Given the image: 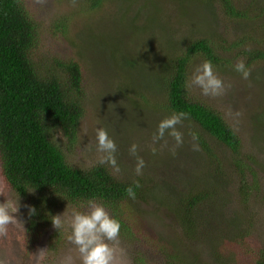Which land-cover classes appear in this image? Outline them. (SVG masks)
<instances>
[{
	"label": "trees",
	"instance_id": "obj_1",
	"mask_svg": "<svg viewBox=\"0 0 264 264\" xmlns=\"http://www.w3.org/2000/svg\"><path fill=\"white\" fill-rule=\"evenodd\" d=\"M106 1L78 0L74 12L79 18L87 20L89 16L94 22V16ZM115 1L119 4L120 13L127 12L130 5H136L135 12L144 14L143 11L152 6L151 0ZM242 1L214 0L213 4L220 5L225 13L235 17L236 22L260 18L262 10L264 12V2L260 4V0H257L256 6L240 9L238 4ZM191 6L195 8L193 4ZM153 13L156 15L154 21L162 20L160 10ZM57 15L60 22L52 23L54 30H60L65 23V18ZM199 21L200 18L194 15L187 16L182 23L191 34L180 27L181 37L178 40L167 35V39L158 46H146L136 55L139 60L133 51L130 54L128 50L126 54L118 48L123 43L132 44L131 40L125 39L127 28L122 22L111 29L109 44L100 26H97V30H90V35L99 45L95 46L97 51L104 46L108 49L114 43L111 54L118 57L121 68H126L124 79L127 78L124 83L122 80L120 88L117 87L118 93H127L130 99L138 95L137 87L130 89L129 84L135 74L140 76V83H143L150 100L157 107L169 114H188V118L182 121L197 128L193 133L197 137L194 142L198 148L211 153L210 141L207 139L209 135L231 151L234 172L239 175L237 192L244 200L246 221L250 226L252 217L247 200L253 193L251 190L256 191L258 186L257 171L246 162L247 157L241 155L239 136L217 110L197 99L187 84L189 70L195 60H208L213 68L220 70L223 65L242 59L247 68L256 65L258 60L264 61V46L256 45L252 50L249 32H245L243 39L233 44H242V51L237 46L238 51L233 50L237 58L231 57L228 55L231 54L229 46H223L219 40L192 35L196 30L188 27ZM40 23L26 0H0V167L7 185L27 206L36 210L35 214L30 215L28 208L25 229L41 234L52 224L51 218L58 208L65 204L86 207L89 200H95L120 222L119 237L122 240L130 245L141 242L149 244L145 248H151L153 256L158 254L161 264H232L234 261L237 264H264V245L250 240L251 229L232 225L225 230L220 226V220H217L219 215L222 216L225 201L218 187L233 184L229 175L224 176L226 172L221 170L224 162L216 164L214 161L212 171H206V178L200 187L183 191L168 187L166 192L171 197L169 200L157 198L152 182L144 176L118 178L104 164L80 168L68 163L67 153L78 143V130L83 116L82 68L76 56L63 70L59 65L55 68L43 59L44 54L39 51L37 43ZM81 48L78 50L84 51L90 47ZM250 52L253 55L246 58L245 54ZM80 54L92 63L96 62L95 54ZM151 57H154L153 62L159 74L146 75L143 72L144 63L147 61L149 64ZM113 62L117 67L116 61ZM234 68L233 64L231 69ZM200 132L205 135L204 138L198 137ZM136 181L140 185L138 188ZM129 186L136 191L135 199L126 194L125 190ZM147 200L155 201L157 206H164L174 214L180 237L157 234L151 228L144 219L146 212L141 205ZM215 219L219 224L215 223ZM229 220L234 223L236 217L230 216ZM193 240L197 243L204 241L213 260H201L193 250ZM57 245L51 246L49 258L56 257ZM133 252L132 264H153L146 257L149 252L144 251L146 255L140 250Z\"/></svg>",
	"mask_w": 264,
	"mask_h": 264
},
{
	"label": "rangeland",
	"instance_id": "obj_2",
	"mask_svg": "<svg viewBox=\"0 0 264 264\" xmlns=\"http://www.w3.org/2000/svg\"><path fill=\"white\" fill-rule=\"evenodd\" d=\"M77 1L26 0L34 17L41 22L37 43L39 51L44 54L43 59L55 68L59 65L58 67L63 70L71 58L76 56L82 68L83 116L78 130V143L67 153L68 163L80 168L99 164L100 154L97 152L96 128L102 127L107 130L109 137L117 146L115 157L120 171L117 173L111 165L104 164L109 167L112 174L118 178L137 175L135 172L137 159L129 151L131 145L135 143L137 155L145 161L142 175L138 176H144L152 182L157 198L169 200L171 197L166 192L168 187L177 191L200 187L206 178V171H212L214 161L217 162L216 164L224 162L223 168H220L226 172L224 176L229 175L233 184L218 187L225 201L222 216L219 215L217 220H220V226L225 230L230 229L232 225L236 228L248 227L251 229L250 240L264 245V61L258 60L256 65L247 67L250 70L248 79H244L241 73L235 71V68L231 69L236 62L227 63L220 70L213 68L215 74L224 83V89L220 95H204L202 90L195 85L189 88L197 99L221 114L224 121L240 138L241 155L247 157L246 162L257 171L258 186L256 191L250 188L253 193L247 200L252 217V222L248 226L244 200L237 192L239 175L234 172L231 151L209 135L207 139L210 141L211 153L200 148L194 150L193 145L196 144L192 133L196 132L197 128L184 121L176 125V129L183 136L181 145H177L174 138L167 132L163 139L154 140L159 122L172 114L150 102V94L143 83H140L142 81L140 76L136 74L132 80L130 79L129 87L130 89L137 87L139 94L131 96L132 99H130L129 94L127 96V93L124 95L118 93L117 87L120 88L127 78L124 79L126 68H121L118 57L111 54L114 43L108 49L104 46L97 51L95 46L99 45L90 35V30H97V26H100L107 35L109 44L112 38L111 29L122 22L127 28L125 39L131 40L132 44L123 43L118 48L126 54L128 50L130 54L133 51V55L136 56L146 46L148 48L150 45L158 46L164 39H167V35L178 40L181 37L180 27L191 34L187 28L183 27L185 25L183 23L187 16L194 15L200 18V21L188 27L196 30L192 35L194 37L208 36L213 40H219L223 46H229L231 54L228 55L237 58L233 50L238 51L236 49L238 46L241 52L243 45L239 42L233 44L243 39L245 32H249L248 40L252 50L256 48V45L264 46L263 10L260 18H248L245 22H236L235 17L225 13L220 5L213 4L214 0H151L152 6L143 11L144 14L139 15L135 12L136 5H130L127 12L120 13L117 1L107 0L94 16L96 22H93L89 16L86 20L75 14L74 7ZM263 2L264 0H260V4ZM191 4L194 5V9ZM182 5H184L183 9ZM256 5L257 0H243L238 7L247 9V6ZM156 10H160L162 16L159 22L154 21L156 15L153 12ZM57 14L65 18V23L60 30H54L52 27V23L60 22ZM122 34L123 32L120 36ZM115 39H118V36H115ZM81 46L90 48L79 51L78 49H82ZM80 53L95 54L96 62L92 63ZM252 55L253 53L250 52L245 54V57L249 58ZM136 58L140 59L137 56ZM153 59L154 57L150 58L149 64L147 61L144 63V74H159V69L155 68L156 64ZM113 60L116 61L117 67ZM201 63V60H195L192 63L189 70V82L196 67ZM131 69L134 70L133 67ZM198 137L204 138L205 135L200 132ZM153 148L156 149L155 153H153ZM5 202L13 206L18 204L19 210L13 213L17 218L16 223L8 226L6 236H0V264H60L66 256L72 257L73 264H81L76 246L68 239L71 229L67 225L57 230L51 224L41 234H34L33 231L25 229L28 216L27 204L7 185L0 167V203ZM141 205L146 212L145 221L157 234L166 233L180 237V232L176 229L178 226L174 214L170 210L164 206H157L153 200H147ZM73 208L86 210V207L65 204L58 208L55 215L63 214L64 211L70 215ZM230 216L236 217L234 223H230ZM217 220L215 219V223H218ZM118 238L120 240L118 239V242L113 244L117 264H132L131 257L135 250H140L144 254V251L149 252L148 256L145 254L147 259L153 264H161L160 257L154 248L156 256L152 255L151 248L149 250L145 248L150 246L149 244L141 242L130 245L121 237ZM57 243L56 257L49 258L51 246ZM41 250H43L42 257L40 256ZM193 250L197 252L201 260H213L204 241L200 240L197 243L193 240ZM232 264H237V261Z\"/></svg>",
	"mask_w": 264,
	"mask_h": 264
},
{
	"label": "clouds",
	"instance_id": "obj_3",
	"mask_svg": "<svg viewBox=\"0 0 264 264\" xmlns=\"http://www.w3.org/2000/svg\"><path fill=\"white\" fill-rule=\"evenodd\" d=\"M235 71L241 73L244 79L250 76V70L246 68L243 60L235 64ZM193 85L199 87L204 95H220L224 89L223 81L215 74L210 61L204 60L198 65L191 76L187 87ZM150 102H152L150 100ZM188 118V114L184 112L173 113L170 117L162 119L157 128V133L154 135V140H161L167 132L173 137L177 145L183 143L182 133L176 129V125L183 119ZM193 139H197L196 135L192 134ZM97 152L99 155L100 164H109L115 172H119L115 152L116 144L106 129L102 127L96 128ZM194 150H198V145H193ZM130 154L136 156L137 163L135 172L137 175H142V169L145 166V161L137 155V145L134 143L130 147ZM156 149L153 148V153ZM136 187H140L139 182H135ZM126 194L129 198L135 199L136 191L132 186L126 188ZM29 214H35V208L27 206ZM18 204L13 206L7 202L0 203V236H6L8 226L16 223V216L13 213L18 212ZM51 222L57 230L67 225L71 229V235L68 239L76 246L79 253L81 264H117L116 250L113 244L118 242L120 234V222L112 217L102 204L95 200L87 202L86 210L81 211L73 208L70 215L65 211L63 214L52 216ZM40 256H43V250L40 251ZM60 264H73L71 256H66L60 261Z\"/></svg>",
	"mask_w": 264,
	"mask_h": 264
}]
</instances>
